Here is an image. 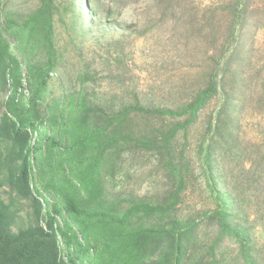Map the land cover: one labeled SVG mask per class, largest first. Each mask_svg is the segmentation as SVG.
<instances>
[{"label": "trees", "instance_id": "1", "mask_svg": "<svg viewBox=\"0 0 264 264\" xmlns=\"http://www.w3.org/2000/svg\"><path fill=\"white\" fill-rule=\"evenodd\" d=\"M7 1L0 0V10ZM160 1L169 10L185 3ZM231 1L222 12L210 11V65L203 75L178 91L170 105L160 98L157 105H143L142 94L134 93V104L114 103L107 121L102 109L75 101L73 95L59 114V100L50 104L47 117L41 113L49 74L60 67L52 0H39L23 20L5 16L0 22V93L7 90L8 96L0 110V183L29 198L36 175L61 204L43 213L35 196L36 217L43 223L14 232L12 206L0 197V264H264V244L252 232L255 226L264 228L259 221L264 200L255 203L251 218L243 184L229 181L239 173L243 180V172L249 180L246 189L264 199V68H250L244 45L247 27L257 24L262 12L250 0ZM219 36L222 42L217 44ZM25 80L28 99L17 100ZM218 90L222 103L197 153L208 200L203 214L181 215L191 190L183 185L189 161L184 148L176 152L178 139L186 137ZM249 110L262 120L256 124L261 128L257 140L241 131ZM132 143L154 149L167 178L179 186L174 190L175 184H169L154 202L125 206L111 199L106 177L116 173L112 152ZM222 180L229 183L225 189ZM60 237L67 246H76L77 254L65 257ZM226 242L234 244L233 254Z\"/></svg>", "mask_w": 264, "mask_h": 264}, {"label": "rangeland", "instance_id": "2", "mask_svg": "<svg viewBox=\"0 0 264 264\" xmlns=\"http://www.w3.org/2000/svg\"><path fill=\"white\" fill-rule=\"evenodd\" d=\"M160 0H52L54 4V40L59 49V69L49 74L43 91L41 113L48 116L50 104L59 100L60 107L68 104L70 96L75 101L83 100L94 110H101L106 121L112 114L114 103L117 106L134 104L132 95H140L143 105H152L157 100L171 104L177 92L191 86L196 77L207 71L210 65V48L206 29L211 10L222 12L231 6V0H185L184 5L166 9ZM0 10V22L11 15L18 20L25 19L39 6V0H8ZM251 6L262 12L257 24L249 25L244 45L250 56L249 65L262 71L264 68V0H250ZM12 41V40H11ZM211 42V41H210ZM222 42V37L215 41ZM14 44V43H13ZM210 46V47H209ZM249 68V69H250ZM29 83L24 81L17 100L27 101ZM8 91L0 93V110L3 112ZM218 90L199 115L198 122L192 126L186 137L178 139L179 153L184 148V156L189 161L185 173L184 186L190 194L181 207V215H197L204 212L208 200L204 176L200 172L198 149L202 139L210 133V126L222 103ZM157 105V103H156ZM242 119L241 131L248 139L259 138L257 123L262 121L249 110ZM150 123V122H149ZM261 123V122H260ZM143 125H146L144 122ZM159 125V124H158ZM151 121V126L158 127ZM181 149V150H180ZM115 175L106 177V187L111 199H120L123 205L130 202L158 201L169 184L174 190L179 183L167 178V171L158 159L155 150L138 148L134 143L125 150L115 149ZM249 167L247 164L246 168ZM239 181V175L229 176L231 183L243 184L244 205L251 210V218L256 215L253 206L261 202L259 197L247 188L248 178ZM34 181V194L22 198L6 182L0 183V197L11 204L14 219L12 230L18 232L30 225L42 224L35 213L34 197L43 203V213L61 204V201L38 182ZM5 181V176H2ZM245 184V185H244ZM252 184V183H251ZM222 188L229 183L220 182ZM250 187V186H248ZM206 206V205H205ZM62 218L68 220L62 212ZM259 221L264 224V211H260ZM69 223V221H68ZM71 224V223H70ZM257 243L264 244V228L255 226L252 230ZM79 234V233H78ZM80 237V234H79ZM65 257L77 254L76 246H67L59 238ZM227 243V242H226ZM233 254L235 246L228 242ZM262 254L264 255V247ZM78 264H89L83 260Z\"/></svg>", "mask_w": 264, "mask_h": 264}]
</instances>
